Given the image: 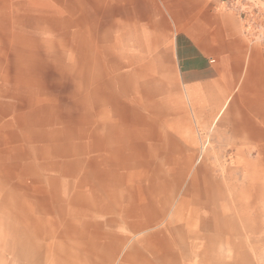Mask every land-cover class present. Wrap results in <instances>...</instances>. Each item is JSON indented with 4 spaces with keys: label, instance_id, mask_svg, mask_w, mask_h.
<instances>
[{
    "label": "rangeland",
    "instance_id": "1",
    "mask_svg": "<svg viewBox=\"0 0 264 264\" xmlns=\"http://www.w3.org/2000/svg\"><path fill=\"white\" fill-rule=\"evenodd\" d=\"M10 5V71L0 74V97L19 107L23 138L9 155L10 180L57 177L58 191L28 199L0 185V264L66 261L64 229L81 219L69 200L82 179L128 188L138 208L164 200L170 227L194 240L190 252L202 264H264V147L217 152L216 139L201 141L191 122L176 121L164 44L132 41L128 25L104 24L88 0ZM164 130L183 134L184 147L163 139ZM202 162L216 168H197ZM130 164L138 168H123Z\"/></svg>",
    "mask_w": 264,
    "mask_h": 264
},
{
    "label": "crops",
    "instance_id": "2",
    "mask_svg": "<svg viewBox=\"0 0 264 264\" xmlns=\"http://www.w3.org/2000/svg\"><path fill=\"white\" fill-rule=\"evenodd\" d=\"M88 2L96 4L100 21L111 18L114 25H128L132 41L164 44L162 47L168 57L164 71L171 74L170 88L178 94L170 102L177 106V122L183 121L189 128L192 123L193 137L201 141L216 139L217 152H227L228 146L246 147L244 153H252L250 148L264 147V45L247 41L241 19L226 9L221 0ZM10 8V0H0V74L10 71ZM148 49L153 50L154 46ZM2 99L0 97V154L5 158H0V185L17 186L19 195L33 196L28 199L39 200L43 195L56 194L57 177L26 179L19 176L10 180L9 171L16 167L14 158L9 155L20 147L23 138L19 137V107ZM11 131L16 134V140ZM183 136L168 130L161 133L163 139L175 138L182 147ZM161 143L168 152L169 142ZM143 144L149 145L148 142ZM166 164L161 168L168 169L169 163ZM123 168L138 167L130 164ZM197 168L216 167L202 162ZM82 181L83 188L76 189L69 200L74 215H80L77 218L81 219L67 222L64 229L70 235L66 236V261H17V264L204 262L201 257L197 260L192 256L194 240L187 241L185 230L170 227L171 213L169 215L164 200L147 198L142 203L143 208H138V203L129 199L128 188L119 190L105 186L103 189L99 181L95 184ZM109 194L114 198H108ZM74 200L78 204L75 208ZM107 200L112 205L107 204ZM105 217L112 219L111 222H105Z\"/></svg>",
    "mask_w": 264,
    "mask_h": 264
},
{
    "label": "built area",
    "instance_id": "3",
    "mask_svg": "<svg viewBox=\"0 0 264 264\" xmlns=\"http://www.w3.org/2000/svg\"><path fill=\"white\" fill-rule=\"evenodd\" d=\"M242 21V33L249 43L264 45V0H221Z\"/></svg>",
    "mask_w": 264,
    "mask_h": 264
}]
</instances>
